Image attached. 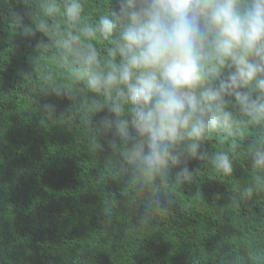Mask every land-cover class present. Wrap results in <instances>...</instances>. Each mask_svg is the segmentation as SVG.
<instances>
[{
	"label": "trees",
	"instance_id": "obj_1",
	"mask_svg": "<svg viewBox=\"0 0 264 264\" xmlns=\"http://www.w3.org/2000/svg\"><path fill=\"white\" fill-rule=\"evenodd\" d=\"M80 2L73 25L65 0H0V264H264V167L253 162L264 121L228 96L231 128L148 179L125 159L132 142L102 126L112 114L92 110L106 98L74 71L88 44L102 65L119 61L110 40L81 31L119 11V0ZM52 3L59 11L48 16ZM41 20L48 34L36 30ZM73 36L72 52L58 44ZM220 153L231 174L216 168Z\"/></svg>",
	"mask_w": 264,
	"mask_h": 264
},
{
	"label": "clouds",
	"instance_id": "obj_2",
	"mask_svg": "<svg viewBox=\"0 0 264 264\" xmlns=\"http://www.w3.org/2000/svg\"><path fill=\"white\" fill-rule=\"evenodd\" d=\"M83 10L80 0H65L71 24L81 20ZM44 11L51 16L59 8L52 3ZM36 30L48 34L49 25L41 20ZM24 31L35 34L30 27ZM81 31L110 40L109 55L119 61L102 65L100 53L88 44L75 52L83 68L74 70L76 79L106 98L93 100L92 110L112 114L102 118V126L132 142L125 159L148 179L178 165L182 149L197 157L211 131L231 128L226 97H234L252 123L264 121V0H119V11ZM78 39L58 44L72 52ZM253 162L264 167V151H256ZM214 163L231 174L226 154ZM180 175L188 179L191 173L185 167Z\"/></svg>",
	"mask_w": 264,
	"mask_h": 264
},
{
	"label": "rangeland",
	"instance_id": "obj_3",
	"mask_svg": "<svg viewBox=\"0 0 264 264\" xmlns=\"http://www.w3.org/2000/svg\"><path fill=\"white\" fill-rule=\"evenodd\" d=\"M73 43H74V45H76V44H77V42H76V41H73Z\"/></svg>",
	"mask_w": 264,
	"mask_h": 264
}]
</instances>
